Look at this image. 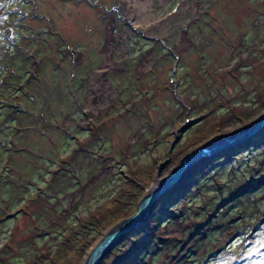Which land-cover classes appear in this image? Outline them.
<instances>
[{"label": "rangeland", "instance_id": "1", "mask_svg": "<svg viewBox=\"0 0 264 264\" xmlns=\"http://www.w3.org/2000/svg\"><path fill=\"white\" fill-rule=\"evenodd\" d=\"M153 1L132 22L119 0H0V264H83L185 155L264 113V0ZM260 135L198 159L134 264H264Z\"/></svg>", "mask_w": 264, "mask_h": 264}, {"label": "water", "instance_id": "2", "mask_svg": "<svg viewBox=\"0 0 264 264\" xmlns=\"http://www.w3.org/2000/svg\"><path fill=\"white\" fill-rule=\"evenodd\" d=\"M264 129V113L255 120L199 147L195 152L185 155L171 173L158 181L156 186L146 192L137 202L133 214L116 221L107 228L90 247L83 264H100L123 236L140 229L148 221L156 203L166 194L178 189L186 180L187 174L200 157L225 156L249 148ZM199 159V160H198ZM206 159V158H204ZM208 161V160H207ZM206 161V162H207Z\"/></svg>", "mask_w": 264, "mask_h": 264}, {"label": "trees", "instance_id": "3", "mask_svg": "<svg viewBox=\"0 0 264 264\" xmlns=\"http://www.w3.org/2000/svg\"><path fill=\"white\" fill-rule=\"evenodd\" d=\"M8 66L11 67L9 64H8ZM22 87H23V85H22ZM48 161L52 162V158H47L46 163ZM207 162H205V164ZM195 169H196V167H194L192 169V171H189L187 176L188 177L193 176L194 175L193 172H195ZM188 177H186V180L181 184V186L178 189L164 195L156 203L154 209L152 210L151 216L149 217L148 221L145 223L144 226H142L138 230H134L132 232H129L128 234H126L125 236H123L121 238L120 241L127 239L128 243L125 244L124 246H122V249H124V248L125 249L120 251V253L117 254L112 259L110 264H134L133 262H137L139 252L145 251V249H146L145 245L146 244L148 245L150 240L153 239V236L155 235L153 233L155 230L151 227V225L157 226L158 223H160L161 221H163L164 219H167L169 217V215L172 213V211L169 210V208L171 207V202L168 199L171 198V196H174V195L176 196L177 192L182 193L187 188L188 183H189ZM30 181H31V178H30ZM170 200H173V199H170ZM164 203L166 205H164ZM165 206H166V208L164 209ZM54 222H56V221H54ZM55 224L57 225V223H55ZM49 227L50 228H48L46 231H40L37 228H35V231L38 233H44V232L45 233H52L53 227H55V225L52 224ZM143 241H144V243H143ZM118 243L111 249V251L107 255L111 256V254L116 251V249L118 248ZM141 248H143V250ZM5 249H7V245L4 248V250ZM107 255L105 257H107ZM105 257L103 258V260L101 261L100 264H102V262L106 260Z\"/></svg>", "mask_w": 264, "mask_h": 264}, {"label": "bare ground", "instance_id": "4", "mask_svg": "<svg viewBox=\"0 0 264 264\" xmlns=\"http://www.w3.org/2000/svg\"><path fill=\"white\" fill-rule=\"evenodd\" d=\"M119 1L121 3L120 5H122L125 12L127 14L129 13L130 17L132 18L131 19L132 22L135 19L134 7L136 9V12L138 13V16L141 15L143 21H152L155 18L156 13L152 8V5L154 4L153 0H119ZM136 19H139V17H136ZM136 21L137 20H135V22ZM98 80L99 78L97 77L95 81L92 80L89 81L91 90L94 89V86ZM92 94L88 99L89 102H91V99L92 100L95 99V96H92Z\"/></svg>", "mask_w": 264, "mask_h": 264}, {"label": "flooded vegetation", "instance_id": "5", "mask_svg": "<svg viewBox=\"0 0 264 264\" xmlns=\"http://www.w3.org/2000/svg\"><path fill=\"white\" fill-rule=\"evenodd\" d=\"M32 2H33V0H31ZM253 141L255 142L256 141V138L255 139H253Z\"/></svg>", "mask_w": 264, "mask_h": 264}]
</instances>
